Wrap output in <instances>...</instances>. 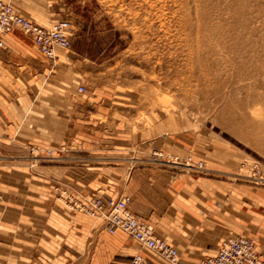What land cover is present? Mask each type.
I'll list each match as a JSON object with an SVG mask.
<instances>
[{"label":"crops","instance_id":"0c3cea01","mask_svg":"<svg viewBox=\"0 0 264 264\" xmlns=\"http://www.w3.org/2000/svg\"><path fill=\"white\" fill-rule=\"evenodd\" d=\"M1 1L43 23L55 18L44 0ZM4 43L0 130L7 140L15 138L17 147L51 155L42 154L36 170L17 165L0 173V264H129L137 254L148 264H168L126 233L110 234L104 220L68 211L62 205L63 177L74 180L68 192L85 203L129 197L130 211L178 249L181 264L214 256L238 233V215L224 209L218 186L170 157L154 156L185 155L190 149L180 145L177 116H161L154 133L139 115L146 108L117 113L106 91L80 92L83 61L67 58L68 51L57 49L56 58L47 59L20 30ZM62 148L74 150L63 158L71 166L62 165Z\"/></svg>","mask_w":264,"mask_h":264},{"label":"rangeland","instance_id":"374dc122","mask_svg":"<svg viewBox=\"0 0 264 264\" xmlns=\"http://www.w3.org/2000/svg\"><path fill=\"white\" fill-rule=\"evenodd\" d=\"M44 1L54 20L29 18L71 23L65 55L83 61L82 93L106 91L117 113L146 108L139 115L154 133L161 116H177L190 149L154 156L218 186L224 209L238 215L229 238L253 237L264 251V0ZM15 143L0 130V173L36 170L51 155ZM73 151L62 148L63 166ZM73 184L62 178V205L83 213Z\"/></svg>","mask_w":264,"mask_h":264},{"label":"built area","instance_id":"2783aa9c","mask_svg":"<svg viewBox=\"0 0 264 264\" xmlns=\"http://www.w3.org/2000/svg\"><path fill=\"white\" fill-rule=\"evenodd\" d=\"M14 30H20L28 36L41 55L50 60L56 58L57 49L66 51L72 47V26L69 21L60 20L44 25L20 14L9 3L0 0V47L5 46V36ZM84 91L85 88L80 87V92ZM199 168H202V164ZM129 202V197H93L73 207L79 212L104 220L110 234L124 232L168 264H181L178 249L157 235L148 222L131 212ZM129 264H148V261L143 255L137 254ZM198 264H264V251L258 248L253 237H231L222 242L214 256Z\"/></svg>","mask_w":264,"mask_h":264},{"label":"bare ground","instance_id":"6f19581e","mask_svg":"<svg viewBox=\"0 0 264 264\" xmlns=\"http://www.w3.org/2000/svg\"><path fill=\"white\" fill-rule=\"evenodd\" d=\"M15 10V9H14Z\"/></svg>","mask_w":264,"mask_h":264}]
</instances>
